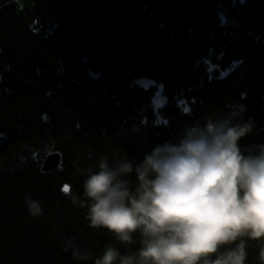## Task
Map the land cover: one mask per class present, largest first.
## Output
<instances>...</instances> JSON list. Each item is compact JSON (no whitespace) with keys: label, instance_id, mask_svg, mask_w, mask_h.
I'll list each match as a JSON object with an SVG mask.
<instances>
[{"label":"trees","instance_id":"1","mask_svg":"<svg viewBox=\"0 0 264 264\" xmlns=\"http://www.w3.org/2000/svg\"><path fill=\"white\" fill-rule=\"evenodd\" d=\"M233 105L255 122L241 146L264 144V0H0V264H93L64 240L97 258L118 242L61 187L83 198L102 156L140 162ZM259 250L248 241L246 264Z\"/></svg>","mask_w":264,"mask_h":264},{"label":"clouds","instance_id":"2","mask_svg":"<svg viewBox=\"0 0 264 264\" xmlns=\"http://www.w3.org/2000/svg\"><path fill=\"white\" fill-rule=\"evenodd\" d=\"M244 111L233 105L187 125L140 162L102 156L96 170H84L83 198L63 185L72 205L87 207L90 227L118 242L97 258L69 237L63 251L93 264H246L251 240L264 264V144L241 146L255 129ZM24 203L31 217L44 215L30 193Z\"/></svg>","mask_w":264,"mask_h":264},{"label":"water","instance_id":"3","mask_svg":"<svg viewBox=\"0 0 264 264\" xmlns=\"http://www.w3.org/2000/svg\"><path fill=\"white\" fill-rule=\"evenodd\" d=\"M61 161V154L58 152H54V153H50L43 165V168L45 170H51L53 168H55L57 165H59Z\"/></svg>","mask_w":264,"mask_h":264},{"label":"rangeland","instance_id":"4","mask_svg":"<svg viewBox=\"0 0 264 264\" xmlns=\"http://www.w3.org/2000/svg\"><path fill=\"white\" fill-rule=\"evenodd\" d=\"M142 82L146 85L152 84V81H150V80H143ZM162 101H163V95L161 92V87H159L158 90L156 91V94H155V103L159 104Z\"/></svg>","mask_w":264,"mask_h":264}]
</instances>
